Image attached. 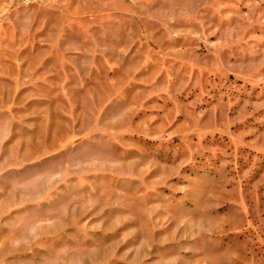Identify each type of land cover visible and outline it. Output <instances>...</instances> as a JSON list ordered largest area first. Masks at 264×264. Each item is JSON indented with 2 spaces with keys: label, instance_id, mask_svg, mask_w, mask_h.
Returning <instances> with one entry per match:
<instances>
[{
  "label": "rangeland",
  "instance_id": "1",
  "mask_svg": "<svg viewBox=\"0 0 264 264\" xmlns=\"http://www.w3.org/2000/svg\"><path fill=\"white\" fill-rule=\"evenodd\" d=\"M0 264H264V0H0Z\"/></svg>",
  "mask_w": 264,
  "mask_h": 264
}]
</instances>
